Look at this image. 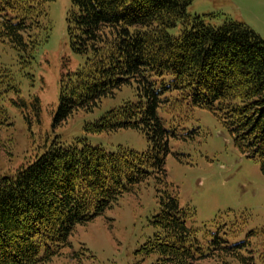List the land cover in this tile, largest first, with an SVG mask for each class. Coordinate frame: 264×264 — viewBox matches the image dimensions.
<instances>
[{
    "label": "trees",
    "instance_id": "trees-1",
    "mask_svg": "<svg viewBox=\"0 0 264 264\" xmlns=\"http://www.w3.org/2000/svg\"><path fill=\"white\" fill-rule=\"evenodd\" d=\"M47 1L0 0V40L33 58L51 31ZM194 1L71 0L70 45L86 60L61 77L55 125L77 112H94L128 86L136 100H124L85 130L136 129L150 148L110 152L84 138L68 145L55 139L14 174L0 175V264H48L71 248L77 226L151 181L160 207L153 223L160 232L146 252L172 264H264V228L232 241L244 225L234 215L219 218L201 235V228L189 226L196 211L180 205L168 182L169 141L177 133L160 112L181 124L196 108L216 115L264 175V39L241 21L226 18L215 26L209 20L218 15H189ZM178 26L181 33L172 35ZM34 102L39 117L40 101ZM7 120L0 107V124ZM84 251L73 259L80 261Z\"/></svg>",
    "mask_w": 264,
    "mask_h": 264
},
{
    "label": "rangeland",
    "instance_id": "rangeland-1",
    "mask_svg": "<svg viewBox=\"0 0 264 264\" xmlns=\"http://www.w3.org/2000/svg\"><path fill=\"white\" fill-rule=\"evenodd\" d=\"M46 6L51 31L48 40L37 46L33 58L0 40V107L8 117L0 124V175L14 174L55 139L68 145L84 138L110 152L120 147L139 153L149 150L145 135L136 129L98 134L85 130L87 123L124 100H136L135 91L128 86L113 98L104 99L94 112L80 111L55 125L61 77L78 70L86 57L76 54L70 45L66 19L71 0H49ZM188 14L218 15L209 20L215 26L222 25L226 18L241 21L264 39V0H195ZM170 32L179 35L181 26ZM36 98L40 101L39 117L34 109ZM160 117L168 128L171 116L160 112ZM183 125L178 130L179 138H170L166 170L180 205L196 211L189 226L201 228L202 235L219 218L228 221L235 215L244 222L242 231L232 240L235 242L244 240L250 230L264 228V175L260 164L241 153L229 131L210 111L196 108ZM159 210L154 181L141 185L101 216L77 226L70 238L71 248L48 264H172L161 261L159 253L143 249L160 232L153 223ZM83 248L87 251L81 260L73 259V253ZM193 264L221 263L201 259Z\"/></svg>",
    "mask_w": 264,
    "mask_h": 264
}]
</instances>
